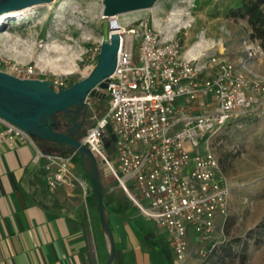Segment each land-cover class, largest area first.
Listing matches in <instances>:
<instances>
[{
  "label": "built area",
  "instance_id": "obj_1",
  "mask_svg": "<svg viewBox=\"0 0 264 264\" xmlns=\"http://www.w3.org/2000/svg\"><path fill=\"white\" fill-rule=\"evenodd\" d=\"M169 14L174 18L173 10ZM104 17L106 37L113 28L119 35L114 71L105 88L96 86L106 92L108 106L79 140L140 212L166 233L175 264H185L188 232L213 247L215 227L221 230L227 217L229 186L209 138L264 97V79L249 78L199 40L181 50L179 38L159 29L153 17L128 22L118 15ZM242 43L247 56L260 50L255 40ZM108 123L114 134L110 153L101 139ZM0 137L9 146L22 141L34 147L32 160L42 161L47 188L79 186L86 194V180L72 161L75 150H44L2 116Z\"/></svg>",
  "mask_w": 264,
  "mask_h": 264
},
{
  "label": "rangeland",
  "instance_id": "obj_2",
  "mask_svg": "<svg viewBox=\"0 0 264 264\" xmlns=\"http://www.w3.org/2000/svg\"><path fill=\"white\" fill-rule=\"evenodd\" d=\"M233 1L157 0L150 9L128 11L118 14V18L128 22L137 17H153L159 29L179 38L181 50L199 40L203 46H212L221 56L238 63L239 58L244 56L241 47L242 42L248 39L249 25L246 18H233L226 13L227 6ZM41 2L47 4L32 6L36 4L33 3L29 10L21 14L1 18L0 70L20 77L52 79L55 80V87L69 86L91 70L96 62L100 41L106 37L109 28L101 13L102 0ZM169 10L175 12L174 18H170ZM260 52H252L245 60V66L264 76V52ZM60 57L65 58L70 66L63 62L60 67L52 68L48 64L49 60ZM25 68L30 71L23 74L22 71L17 72ZM246 73L249 78L264 79ZM105 94L104 90H96V94L83 104L90 112L86 128L106 111L108 98ZM209 146L216 154L229 186L226 221L221 230L217 224L213 232L218 240L216 244L227 239H244L250 230H256L264 222V97H258L251 109L229 119L210 136ZM98 166L101 176L117 187V181L109 170L101 162H98ZM74 168L78 169V166L74 165ZM114 192L121 193L118 188ZM122 202V211L117 205L111 208L107 206L115 248L128 240L141 242L146 247L153 245L157 254L158 251H169V248L171 251L166 233L155 225L153 219L142 214L130 200ZM92 227L95 250L100 264H104L107 247L97 218L92 221ZM188 239L189 254L185 264H199L210 241L198 238L191 230ZM234 248L238 252V247ZM223 264H264V234L258 242L253 238L248 240L242 258L234 255L225 259Z\"/></svg>",
  "mask_w": 264,
  "mask_h": 264
},
{
  "label": "crops",
  "instance_id": "obj_3",
  "mask_svg": "<svg viewBox=\"0 0 264 264\" xmlns=\"http://www.w3.org/2000/svg\"><path fill=\"white\" fill-rule=\"evenodd\" d=\"M248 32L249 27L247 37ZM241 49L244 56L238 63L223 57L253 77H264L245 66L248 56L243 45ZM260 51L264 52L261 48ZM33 153L30 143L15 141L9 146L0 137V264H100L92 227L95 210L86 201L88 180L75 168L86 180L85 195L79 186L49 189L42 161L35 163ZM101 182L105 188L115 187L102 176ZM112 264H175V261L170 248L157 254L153 245L146 247L141 242L125 240L121 247L115 248Z\"/></svg>",
  "mask_w": 264,
  "mask_h": 264
},
{
  "label": "water",
  "instance_id": "obj_4",
  "mask_svg": "<svg viewBox=\"0 0 264 264\" xmlns=\"http://www.w3.org/2000/svg\"><path fill=\"white\" fill-rule=\"evenodd\" d=\"M47 0H0V15ZM157 0H102L103 16L118 15L138 9H150ZM119 35L112 32L100 41L95 64L91 70L69 86L53 85L52 79L20 77L0 70V116L23 128L35 139H42L71 147L79 156V162L91 181L100 226L105 235L107 257L104 264H112L115 256V243L109 226L108 211L102 197L101 172L98 161L91 150L69 131L57 129L59 112L77 113L83 104L94 94L96 86L106 87V79L115 68ZM73 106V108H71ZM114 138L111 125L102 129V141L110 153L109 140Z\"/></svg>",
  "mask_w": 264,
  "mask_h": 264
},
{
  "label": "trees",
  "instance_id": "obj_5",
  "mask_svg": "<svg viewBox=\"0 0 264 264\" xmlns=\"http://www.w3.org/2000/svg\"><path fill=\"white\" fill-rule=\"evenodd\" d=\"M226 13L232 16L233 18H246L247 23L249 25L248 37L252 40H256L261 50H264V0H234L231 5L227 6ZM99 94L102 95V93ZM105 95L107 96V94ZM56 116L57 118H66L65 116H62L61 112L57 113ZM57 129L60 130L59 128ZM81 135L82 133L72 136L76 139H79ZM36 141L39 142V144L44 150H46V148H49L53 149L51 151L59 153H67L73 150L71 147L59 145L42 139H36ZM72 161L75 165L78 166L83 176L89 182L90 190L86 194V201L90 202L93 205L95 210V218H97L100 227V219L96 209V197L94 196L92 184L81 167V164L79 162V156L76 151L72 157ZM115 188H118L121 193H115ZM101 189L103 202L106 208L108 205H117V207L122 208V200H129L120 186H115L113 188H105L104 186H101ZM262 234H264V222L261 223L256 230H250L244 239H227L223 240L219 244H215L213 247H208L203 260L199 262V264H223L225 259H230L234 255H239L242 258L245 254L248 245V240L250 238H253L255 242H258ZM235 246L238 247V252L235 251ZM106 257L107 250H105V255L103 258L104 261Z\"/></svg>",
  "mask_w": 264,
  "mask_h": 264
},
{
  "label": "flooded vegetation",
  "instance_id": "obj_6",
  "mask_svg": "<svg viewBox=\"0 0 264 264\" xmlns=\"http://www.w3.org/2000/svg\"><path fill=\"white\" fill-rule=\"evenodd\" d=\"M71 108H73V106ZM61 114L66 118H58L57 128L65 132L69 131L72 135L84 133L90 118V112L86 109V107L82 106L77 113H74L71 110L66 113L61 112Z\"/></svg>",
  "mask_w": 264,
  "mask_h": 264
},
{
  "label": "bare ground",
  "instance_id": "obj_7",
  "mask_svg": "<svg viewBox=\"0 0 264 264\" xmlns=\"http://www.w3.org/2000/svg\"><path fill=\"white\" fill-rule=\"evenodd\" d=\"M46 4H47V2H41V3H36V4L32 5V6H35V5L42 6V5H46ZM32 6L31 5L30 6L28 5V6H25V7H22V8H18V9H14V10H11V11L4 12L3 14L0 15V20H1V18L3 19V17H7V16H11V15L13 16L15 14H21L24 10H29V8L32 7ZM112 32H116V30H114V28H113V29L110 30V33H112ZM63 62L67 63L70 66V64L66 61V59L65 58H61V57L60 58H57V59H51V60H49L48 61V64L52 68H54V67H60V65ZM71 70H62V71L69 72Z\"/></svg>",
  "mask_w": 264,
  "mask_h": 264
}]
</instances>
